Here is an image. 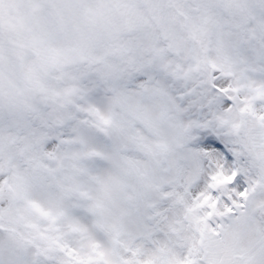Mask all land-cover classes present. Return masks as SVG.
Wrapping results in <instances>:
<instances>
[{
    "label": "snow or ice",
    "instance_id": "snow-or-ice-1",
    "mask_svg": "<svg viewBox=\"0 0 264 264\" xmlns=\"http://www.w3.org/2000/svg\"><path fill=\"white\" fill-rule=\"evenodd\" d=\"M0 264H264V0H0Z\"/></svg>",
    "mask_w": 264,
    "mask_h": 264
}]
</instances>
